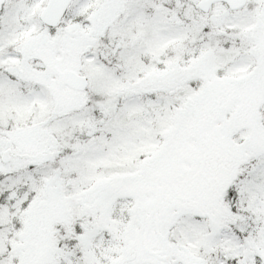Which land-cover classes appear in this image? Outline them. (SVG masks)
Returning <instances> with one entry per match:
<instances>
[{"label":"snow or ice","instance_id":"6c2138e0","mask_svg":"<svg viewBox=\"0 0 264 264\" xmlns=\"http://www.w3.org/2000/svg\"><path fill=\"white\" fill-rule=\"evenodd\" d=\"M0 264H264V0H0Z\"/></svg>","mask_w":264,"mask_h":264}]
</instances>
